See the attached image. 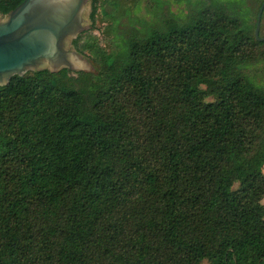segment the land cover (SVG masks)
Instances as JSON below:
<instances>
[{
    "label": "trees",
    "instance_id": "16d2710c",
    "mask_svg": "<svg viewBox=\"0 0 264 264\" xmlns=\"http://www.w3.org/2000/svg\"><path fill=\"white\" fill-rule=\"evenodd\" d=\"M228 5L119 52L74 38L91 94L65 67L0 85V264H264V41Z\"/></svg>",
    "mask_w": 264,
    "mask_h": 264
},
{
    "label": "water",
    "instance_id": "95a60500",
    "mask_svg": "<svg viewBox=\"0 0 264 264\" xmlns=\"http://www.w3.org/2000/svg\"><path fill=\"white\" fill-rule=\"evenodd\" d=\"M262 0L256 15L254 36L259 35ZM88 0H22L6 14L0 12V85L28 70L63 67L95 72L97 64L78 52L72 40L89 29Z\"/></svg>",
    "mask_w": 264,
    "mask_h": 264
},
{
    "label": "rangeland",
    "instance_id": "374dc122",
    "mask_svg": "<svg viewBox=\"0 0 264 264\" xmlns=\"http://www.w3.org/2000/svg\"><path fill=\"white\" fill-rule=\"evenodd\" d=\"M88 2L87 17L89 18L90 0ZM261 2L262 0L260 2L259 0H99L94 15V25L76 37L79 45L84 41H91L92 44L96 42L97 46L106 52H119L128 40L143 37L148 29H164L168 23L174 21L183 23L190 18L192 12L200 9L214 11V3L229 4V7H224L223 11L238 21L241 20L240 18L248 17L247 20L254 22L255 13ZM260 34L264 35V13ZM80 53L94 61L97 69L100 67L101 59L95 52L84 49ZM77 71L80 73H76ZM96 71L78 69L71 71L70 74L83 83L82 90L85 93L91 94L99 86ZM245 71L253 74L257 81L264 82V45L254 47V57ZM234 186L236 187L237 184Z\"/></svg>",
    "mask_w": 264,
    "mask_h": 264
},
{
    "label": "flooded vegetation",
    "instance_id": "af4514ba",
    "mask_svg": "<svg viewBox=\"0 0 264 264\" xmlns=\"http://www.w3.org/2000/svg\"><path fill=\"white\" fill-rule=\"evenodd\" d=\"M90 5H91V8H90V11H89V14H88V16H89V18H90V13H91V11H92V6H93V3H92V0H90ZM2 13V12H1ZM2 14H6V13H2ZM91 20V19H90ZM92 25H94L93 24V22H92V20H91V22H90V27L92 28ZM89 27V28H90Z\"/></svg>",
    "mask_w": 264,
    "mask_h": 264
},
{
    "label": "crops",
    "instance_id": "0c3cea01",
    "mask_svg": "<svg viewBox=\"0 0 264 264\" xmlns=\"http://www.w3.org/2000/svg\"><path fill=\"white\" fill-rule=\"evenodd\" d=\"M263 171H264V166H263ZM262 202L264 203V196H263V198H262Z\"/></svg>",
    "mask_w": 264,
    "mask_h": 264
}]
</instances>
